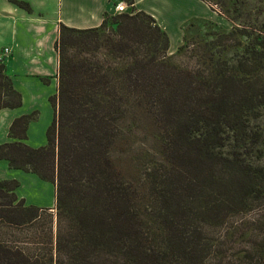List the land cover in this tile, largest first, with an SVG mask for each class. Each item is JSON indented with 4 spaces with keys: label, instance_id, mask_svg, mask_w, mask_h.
I'll return each mask as SVG.
<instances>
[{
    "label": "trees",
    "instance_id": "obj_1",
    "mask_svg": "<svg viewBox=\"0 0 264 264\" xmlns=\"http://www.w3.org/2000/svg\"><path fill=\"white\" fill-rule=\"evenodd\" d=\"M125 1L134 4V0ZM253 35L249 53L252 64L244 61L243 65H251L252 76L258 79L264 71V35ZM169 43L166 31L144 11L107 14L96 28L61 25L56 45L59 89L58 95L51 98L56 113L48 129V144L37 149L25 144L28 126L36 113L26 115L12 124L10 138L14 141L0 145V160L56 185V207L65 213L68 231L57 237L55 261L52 256L42 263L23 247L14 248L0 241V264H212L217 247L229 240L228 231L242 228L228 221V215L239 217L241 222L248 220L245 229L257 239L264 238V207L252 206V199L264 194V163L254 168L242 154L228 159L220 152L226 140L223 129L236 133L231 136L234 145L244 137H237L242 116L252 113L256 118L264 112V84L257 92L234 97L227 92L234 90L227 78L211 82L181 78L182 72L171 71L165 57ZM134 45H143L145 53L141 58L137 55L134 61L131 57L134 64L126 71L113 68L121 81L128 73L122 82L124 98L118 90L121 82L117 86L111 82L110 64L97 60L93 52L100 48L112 56L115 51L130 54L128 49H134ZM21 104V94L0 64V110ZM129 104L161 112L160 120L171 128L169 143L177 146L172 165L185 159L195 173L177 181L170 180L167 174L151 175L152 184L156 177L163 182L162 188L155 189L157 209L153 220L158 224L147 227V231L140 224L126 188L107 177L103 165L95 164V149L100 153L105 141L114 139L119 129L116 118L130 113ZM84 159L89 161L87 166ZM77 175L82 178L76 180ZM239 177L245 181L232 187V181ZM18 187L15 180L0 183V222L23 228L35 224L44 210L26 206L24 200L18 199ZM75 188L88 193L80 197L84 206L70 200ZM95 208L97 220L92 214ZM156 228L153 236L152 229ZM248 249L251 264H264V239Z\"/></svg>",
    "mask_w": 264,
    "mask_h": 264
},
{
    "label": "rangeland",
    "instance_id": "obj_2",
    "mask_svg": "<svg viewBox=\"0 0 264 264\" xmlns=\"http://www.w3.org/2000/svg\"><path fill=\"white\" fill-rule=\"evenodd\" d=\"M207 4L217 6V10L224 15L218 14L226 17L227 25H224L220 19L210 17L206 21L191 23L184 27L185 38L173 49H170L169 43V50L165 56L172 66L171 71L182 72L180 77L190 81H193V78L194 81L201 78L210 82L220 77L227 78L230 85L234 86V90L229 89L227 92L232 93L234 97L236 94L241 96L252 91L257 92L260 84H264V71L256 79L252 76V66L245 67L243 62L250 61L249 53L252 52L253 34L264 35V0H208ZM120 13L124 11H118L115 15ZM157 25L160 26L158 22ZM160 28L164 30L161 26ZM109 33L112 34V32ZM128 52L130 54L115 51L114 56L100 48H96L93 52L97 60L101 62L106 60L110 64L112 79L110 77L109 79L111 82L115 81L116 86L117 82H121V88L118 87V90L124 98L126 96L123 94L125 90L122 82L127 79L128 73L123 74L124 78L121 81L122 78L119 79L120 76L113 73L115 72L113 68L126 71L128 66L137 60V55L141 58L145 53L143 45L138 47L134 45V49H128ZM250 63L252 64V61ZM165 77L168 78V75ZM139 106L129 104L128 107L132 109L130 113H122L116 118L115 124L119 126L118 132L113 140L105 141V147L101 148L100 153L95 149L96 162H94L100 164L98 166H104L107 177L117 180L121 188H126L131 205L135 206L139 214L140 224L147 231V227L155 228L158 224L153 220L157 209L154 202L157 195L155 189L162 188L160 182H163L161 177H156L157 181L152 184L151 175L167 174L165 176H169L170 180L177 181L192 177L195 173L190 171L192 169L189 161L185 162V159L183 162L180 160L181 163L179 162L175 167L172 165L171 160L177 146L172 147L169 143L171 128L169 124L160 120L161 112L149 106ZM222 133L226 139L225 147L220 149L223 158L229 159L232 155L242 154V157L252 163L254 168L264 163V112L256 118L252 116V113L242 116L237 129V137L239 138V135L244 137L239 139L236 137L239 141L234 142V145L231 136H235L236 133L231 132L227 127L226 131L222 130ZM241 140L243 143H240ZM242 146L247 147L242 148ZM80 154L78 153V156ZM224 162L227 163V161ZM84 163L87 166L89 161L84 159ZM98 168L96 166L94 171L97 172ZM74 172L79 173V170ZM76 177V180L82 178L80 175ZM228 178L229 176L226 175V179ZM246 178L248 179V175ZM242 181L245 180L241 177L239 180L232 181V187H239ZM92 193L95 194L96 191ZM83 194L88 195L83 190L75 188L70 200L75 205L79 201V204L84 206L85 201L80 200ZM263 196L264 194L262 197L252 199V206L264 207ZM92 214L97 220V208L92 211ZM40 216L41 218L35 224L23 228L10 226L1 221L0 241L14 248L23 247L33 259H40L42 263L47 262L52 256L55 261L56 256L58 258L55 243L60 233L63 235L67 233L68 219L65 213L57 207L53 212L40 211ZM228 216V221L242 228L235 226L237 228H231L228 231L229 240L221 242L217 247L212 264H251L252 257L247 258L248 255H246L248 248L264 238L257 239L254 233L251 235L250 230L245 229L246 224H249L248 220L241 222L237 216ZM155 231H158V228L152 229L153 236H156Z\"/></svg>",
    "mask_w": 264,
    "mask_h": 264
},
{
    "label": "crops",
    "instance_id": "obj_3",
    "mask_svg": "<svg viewBox=\"0 0 264 264\" xmlns=\"http://www.w3.org/2000/svg\"><path fill=\"white\" fill-rule=\"evenodd\" d=\"M207 2L134 0L131 5L125 0H0V64L22 97L19 107L0 110V145L14 141L10 128L16 119L33 113L36 118L30 122L24 142L35 149L48 144V129L56 113L51 98L58 95L59 89L56 45L61 25L77 29L99 27L105 16L115 15L121 5L127 13L144 11L152 15L170 37L173 49L183 41L184 27L191 23L215 17L227 25L226 17L213 11ZM13 180L19 183L15 193L26 206L55 210V184L0 160V183Z\"/></svg>",
    "mask_w": 264,
    "mask_h": 264
},
{
    "label": "built area",
    "instance_id": "obj_4",
    "mask_svg": "<svg viewBox=\"0 0 264 264\" xmlns=\"http://www.w3.org/2000/svg\"><path fill=\"white\" fill-rule=\"evenodd\" d=\"M208 6H209L212 10H214L216 13H220V12L217 10V7H216V6H214V5H209V4H208ZM117 10H118V11H124V12H125L124 7L121 6V5H118V6H117Z\"/></svg>",
    "mask_w": 264,
    "mask_h": 264
}]
</instances>
